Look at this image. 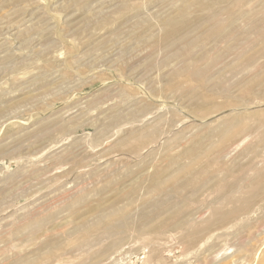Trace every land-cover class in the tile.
I'll return each mask as SVG.
<instances>
[{"label":"rangeland","instance_id":"obj_1","mask_svg":"<svg viewBox=\"0 0 264 264\" xmlns=\"http://www.w3.org/2000/svg\"><path fill=\"white\" fill-rule=\"evenodd\" d=\"M24 257L264 264V0H0V264Z\"/></svg>","mask_w":264,"mask_h":264},{"label":"bare ground","instance_id":"obj_2","mask_svg":"<svg viewBox=\"0 0 264 264\" xmlns=\"http://www.w3.org/2000/svg\"><path fill=\"white\" fill-rule=\"evenodd\" d=\"M244 117V116H243ZM240 118V117H239ZM238 120V119H237ZM236 120V121H237ZM248 120V121H247ZM246 120V122L244 121L243 123H241V122H239L238 124L236 123V121L234 122V123H236L237 124V126H235L236 128L235 129H233L232 131H230V132H227V134L225 135V137H223L221 140H222V142L220 143L221 144V146H225L227 143H229L228 141L229 140H233L232 139V137H235L234 136V134L236 135L237 133H240V132H242V131H244V130H248L249 128V130H252L251 128L252 127H255V125L260 121L259 120V118H255V117H252V118H250L249 117V119H247ZM233 126V125H232ZM224 130V129H223ZM248 130V131H249ZM222 132V131H221ZM230 133V134H229ZM258 133V132H257ZM223 134V133H222ZM224 136V135H223ZM239 136V135H238ZM235 138H237V137H235ZM243 141V140H242ZM238 145V144H237ZM215 146V145H214ZM217 146V145H216ZM220 146V148H219V146H217V148L216 147H214L215 148V150L216 149H221L222 147ZM235 148V147H234ZM212 149V148H211ZM219 152V151H218ZM205 153V152H204ZM208 153V152H207ZM204 156H206V155H200V154H196L195 155V159H196V161L195 162H197V164L199 163V161H200V159H201V161L200 162H202V159L204 158ZM193 161V162H194ZM193 162L191 163V164H188V165H186L185 167H183V165L181 166V168L183 167L184 169H183V171H186V172H190V171H192L193 170V168L194 167H196V165H194L193 164ZM194 162V163H195ZM190 163V162H189ZM174 165V164H173ZM175 165H176V163H175ZM178 165V164H177ZM194 165V166H193ZM170 168H173V166L172 167H169V169ZM179 170H180V168H179ZM174 172V171H173ZM175 174V173H174ZM173 175V174H172ZM172 175H171V177H172ZM170 177V176H169ZM170 177V178H171ZM178 177V175L176 174V176H175V178H177ZM169 178V179H170ZM168 180V179H167ZM171 180H172V178H171ZM175 180V179H174ZM170 181V180H169ZM163 183L161 182V181H156L155 183H154V189L155 188H157V187H161V186H163L162 185ZM175 185V184H174ZM219 187V186H218ZM203 188V187H202ZM201 189V188H200ZM221 189V188H220ZM219 193V192H218ZM236 194V193H235ZM226 198V197H225ZM80 200V199H79ZM233 204V203H232ZM239 209H241V207L240 206H236V207H233L231 210H229V211H226V213H224V217H229L230 215H232L233 213H235V212H238L239 211ZM110 215V214H109ZM111 217H114V216H117V212H114V213H112L111 215H110ZM106 217H108V218H110L109 216H106ZM105 216L104 217H102V219H104L105 220V218H106ZM223 218V217H222ZM41 220H42V218H41ZM100 221H101V219L99 220V221H97L94 225L96 226L98 223H100ZM156 222H157V220H156ZM153 223V222H152ZM153 225V224H152ZM148 226V225H147ZM177 226V225H176ZM92 227L93 226H90V225H83L81 228L84 230V231H86V232H89L91 229H92ZM149 227V226H148ZM151 228V227H150ZM82 230V231H83ZM83 231V232H84ZM162 235V234H161ZM72 241V240H71ZM73 242V241H72ZM64 248V247H63ZM58 249V248H57ZM51 251H56V249L54 250H51ZM51 254H53L52 252H51ZM31 262H32V260H30V258H23V259H21L19 262H17L16 264H31Z\"/></svg>","mask_w":264,"mask_h":264}]
</instances>
